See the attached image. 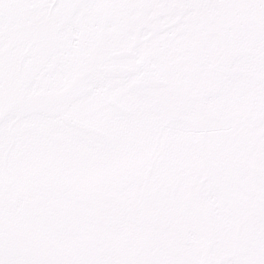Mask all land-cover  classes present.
Wrapping results in <instances>:
<instances>
[{"label":"snow or ice","instance_id":"6c2138e0","mask_svg":"<svg viewBox=\"0 0 264 264\" xmlns=\"http://www.w3.org/2000/svg\"><path fill=\"white\" fill-rule=\"evenodd\" d=\"M0 264H264V0H0Z\"/></svg>","mask_w":264,"mask_h":264}]
</instances>
